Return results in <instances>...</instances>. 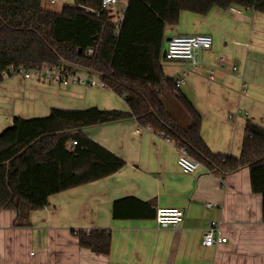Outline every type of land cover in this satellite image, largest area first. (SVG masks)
Segmentation results:
<instances>
[{"label": "crops", "instance_id": "0c3cea01", "mask_svg": "<svg viewBox=\"0 0 264 264\" xmlns=\"http://www.w3.org/2000/svg\"><path fill=\"white\" fill-rule=\"evenodd\" d=\"M128 3L120 0L107 11L109 22L119 27ZM59 4L63 10L74 0ZM197 35L211 36L213 46L198 54L196 67L165 59L169 39ZM164 41V76L185 78L179 91L202 118V139L214 154L239 158L247 123L264 129V15L238 7L213 8L204 16L182 12L178 24L166 26ZM75 75L100 81L85 70ZM54 108L129 111L112 91L43 84L12 72L0 84V133L15 118H44ZM83 134L125 167L51 196L47 208L32 212L26 226H17L22 223L16 212L0 211V264H264L262 197L252 191L249 169L224 179L204 166L194 175L183 174L179 149L134 120L84 129ZM124 199L132 201L118 203ZM161 208L182 210L181 225L159 227L154 216ZM212 221L220 223L227 243L203 247ZM79 230L110 231V253L80 248L73 234Z\"/></svg>", "mask_w": 264, "mask_h": 264}, {"label": "trees", "instance_id": "16d2710c", "mask_svg": "<svg viewBox=\"0 0 264 264\" xmlns=\"http://www.w3.org/2000/svg\"><path fill=\"white\" fill-rule=\"evenodd\" d=\"M42 2L0 0V84L21 67L46 64L74 74L85 70L123 98L129 111L54 108L44 118H15L0 133V211L16 212L22 223L17 226H26L32 212L47 208L51 196L123 169L124 161L88 139L83 130L134 120L141 128L163 134L213 175L224 179L249 169L264 214V129L247 123L239 158L214 154L202 139L201 116L161 67L165 28L178 24L182 12L204 16L213 8L238 7L264 15V0H129L119 27L109 22L102 0H74L73 7L59 13L43 9ZM168 95L188 117L186 126L168 110ZM71 142H77L73 149L68 147ZM128 201L132 199L118 203ZM114 217H119L116 208ZM73 234L80 248L110 253V231Z\"/></svg>", "mask_w": 264, "mask_h": 264}, {"label": "built area", "instance_id": "2783aa9c", "mask_svg": "<svg viewBox=\"0 0 264 264\" xmlns=\"http://www.w3.org/2000/svg\"><path fill=\"white\" fill-rule=\"evenodd\" d=\"M54 3L59 0H49ZM120 0H102V9L109 11L115 7ZM167 52L165 59L170 62H191L196 67V59L200 52L209 51L213 46V39L209 35L197 36H175L167 43ZM93 50H88V55H91ZM221 66L224 65L225 59H220ZM236 70V69H234ZM18 73L22 74L26 80H34L43 84H62L68 85H83L90 88L104 89V85L95 78H81L72 73L68 68H55L49 65H42L35 69H25L21 67ZM7 77V74L4 73ZM185 84V78L175 80V85L180 88ZM164 138L165 136L161 134ZM168 143H173L170 139L165 138ZM174 144V143H173ZM77 142L69 143V149H73ZM175 145V144H174ZM176 146V145H175ZM179 149L178 167L183 174L194 175L202 165L193 160L188 153L176 146ZM209 208L213 205H208ZM184 213L179 209H158L156 213V223L159 227H173L177 228L183 222ZM227 243V239L222 236L220 223L209 222L202 239V246L212 248L217 245Z\"/></svg>", "mask_w": 264, "mask_h": 264}, {"label": "rangeland", "instance_id": "374dc122", "mask_svg": "<svg viewBox=\"0 0 264 264\" xmlns=\"http://www.w3.org/2000/svg\"><path fill=\"white\" fill-rule=\"evenodd\" d=\"M43 4H45L43 9L47 11L56 12V13H59L62 11V9H60L59 7L60 6L59 1L54 2V3H50V2L46 3L44 0ZM166 105H167L168 110L171 112V114L175 116L181 122V124L186 126L189 123L188 117L183 112L181 107L171 97V95L167 96ZM34 252L37 253V251H33V253Z\"/></svg>", "mask_w": 264, "mask_h": 264}, {"label": "water", "instance_id": "95a60500", "mask_svg": "<svg viewBox=\"0 0 264 264\" xmlns=\"http://www.w3.org/2000/svg\"><path fill=\"white\" fill-rule=\"evenodd\" d=\"M169 40H170V39H169ZM169 40H168V42H169ZM167 47H168V44L165 45L164 50H163V56H164V57L166 56Z\"/></svg>", "mask_w": 264, "mask_h": 264}]
</instances>
